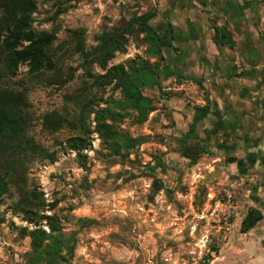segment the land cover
<instances>
[{
    "label": "rangeland",
    "instance_id": "rangeland-1",
    "mask_svg": "<svg viewBox=\"0 0 264 264\" xmlns=\"http://www.w3.org/2000/svg\"><path fill=\"white\" fill-rule=\"evenodd\" d=\"M36 2L33 28L56 32L53 67L37 77L20 66L10 84L26 90L29 137L55 152L56 160L27 164L25 189L40 193L43 200L32 223L13 210L18 200L14 187L8 186L0 198V264H27L29 232L34 230L57 237L68 260L60 264H200L213 247L218 250L210 253L209 264H264V181L249 171L256 142L246 124L240 132L230 130L233 136L224 139L227 143L204 134L192 114L201 115L196 108L207 103L205 88L194 84L181 89L185 79L172 78L168 49L162 52L163 60L152 55L136 25L124 35V51L116 52L105 68L83 61L75 51L73 31L82 33V47L91 58L101 34L122 32L132 18L147 12L155 14L151 26L162 29L163 0ZM200 3L212 27L228 23L215 0ZM242 6L248 11L250 43L264 51V0H241ZM139 61L160 68L158 86L141 89L155 108L142 123L135 120V111L119 108V89L95 83L112 67L127 70ZM261 62L264 65V56ZM79 96L91 102L84 127L86 147L71 151L65 140L77 132L65 126L51 129L45 118L78 112ZM97 112L115 114L116 120L103 122L137 140L136 145H117L116 155L111 140L96 130ZM185 152L201 153L193 160ZM251 209L262 218L243 233L241 222Z\"/></svg>",
    "mask_w": 264,
    "mask_h": 264
},
{
    "label": "trees",
    "instance_id": "trees-1",
    "mask_svg": "<svg viewBox=\"0 0 264 264\" xmlns=\"http://www.w3.org/2000/svg\"><path fill=\"white\" fill-rule=\"evenodd\" d=\"M36 11V0H0V198L8 192V186L14 187L18 200L13 204V210L21 213L29 223L37 217L43 200L40 193L25 189L27 164L35 159L47 160L50 163L56 160L55 152L48 151L29 137V104L26 90L16 89L10 84L17 76L20 66H26L27 74L37 77L53 67L52 59L56 55V47H54L56 32H38L33 28ZM154 17V13L147 12L132 18L129 28H125L122 32L113 29L101 34L91 58L82 47V33L73 31L75 51L81 55L83 61L90 60L105 68L116 52L124 51L127 43L124 35L130 33L132 25H136L150 45L151 54L163 60V50L173 48L172 29L168 25L155 30L150 24ZM212 29V41L216 46L227 45L229 48L235 46L231 33L225 26H215ZM159 73L160 68L157 63L139 61L127 70L122 66H114L104 75L98 76L95 83L97 86L113 84L114 89H119L121 100L116 102L119 108L135 111V120L142 123L155 108L151 100L142 95L141 89L158 86ZM171 76L174 77V74ZM192 82L202 89L199 81ZM90 103V100L81 97L80 100H75V108L78 112L67 111L65 115L51 114L45 118L51 129L54 127L56 130L65 126L77 132V135L65 140L66 147L71 151H79L86 147L84 127ZM196 109L206 117L209 113L208 102ZM99 112L95 117L96 130L101 136L111 140L116 155L120 154L116 149L117 145L121 144L124 149L136 145L137 140L127 134L116 132L112 125L103 122L104 119L116 120L115 114L110 113L105 116ZM201 152H196L194 155L185 152V157L196 160ZM77 156L81 155L77 153ZM154 169L155 167L151 168ZM261 218L257 210H249L241 222V232L250 230ZM21 232L25 233V230L22 229ZM29 236L31 251L27 264L67 263L66 256L61 254L62 246L57 237H52L43 230L29 232ZM217 250L213 247L210 253H216ZM210 253L201 260L200 264H209L212 259Z\"/></svg>",
    "mask_w": 264,
    "mask_h": 264
},
{
    "label": "crops",
    "instance_id": "crops-1",
    "mask_svg": "<svg viewBox=\"0 0 264 264\" xmlns=\"http://www.w3.org/2000/svg\"><path fill=\"white\" fill-rule=\"evenodd\" d=\"M163 2L161 27L169 25L172 29L173 48L167 52L171 73L175 78L185 79L181 89L191 88L196 80L208 95L207 116L201 121L202 116L194 112L192 118L199 119L201 130L214 142L227 143L224 139L233 136L230 130L240 132L243 124L249 132L251 128L256 148L250 152L249 171L264 181V65L261 62L264 51L256 42L250 43L254 40L248 36V11L238 7L241 0H215L224 17L229 18L228 23L217 24L230 31L235 46L229 48L213 43V27L201 7L202 0ZM241 44L244 46L237 50ZM188 81L192 83L186 84ZM200 102L205 104L202 99ZM219 142L217 147L221 145Z\"/></svg>",
    "mask_w": 264,
    "mask_h": 264
},
{
    "label": "flooded vegetation",
    "instance_id": "flooded-vegetation-1",
    "mask_svg": "<svg viewBox=\"0 0 264 264\" xmlns=\"http://www.w3.org/2000/svg\"><path fill=\"white\" fill-rule=\"evenodd\" d=\"M259 56H260V55H259ZM256 61H257V60H256ZM251 131H252V130H251ZM251 131H250V132H251Z\"/></svg>",
    "mask_w": 264,
    "mask_h": 264
}]
</instances>
